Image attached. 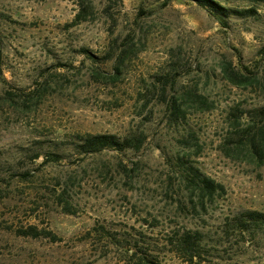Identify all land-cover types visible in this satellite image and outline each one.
<instances>
[{"label": "rangeland", "instance_id": "obj_1", "mask_svg": "<svg viewBox=\"0 0 264 264\" xmlns=\"http://www.w3.org/2000/svg\"><path fill=\"white\" fill-rule=\"evenodd\" d=\"M218 1L257 14L221 25L187 0H83L90 13L76 22L72 0H0V264H264V225L235 228L246 212L264 213V164L231 150L264 107V0ZM118 53L121 76L96 83ZM225 66L251 84L227 82ZM192 93L213 108L187 98L175 120L166 103ZM85 133L146 140L82 156L72 145ZM50 154L62 159L45 162ZM180 159L225 194L200 206ZM29 226L58 240L21 236Z\"/></svg>", "mask_w": 264, "mask_h": 264}, {"label": "trees", "instance_id": "obj_2", "mask_svg": "<svg viewBox=\"0 0 264 264\" xmlns=\"http://www.w3.org/2000/svg\"><path fill=\"white\" fill-rule=\"evenodd\" d=\"M79 7L80 10L76 14L75 21L85 20L81 16L83 14H89L90 5L86 7V3H83V0H72ZM173 0H164V4L169 3ZM193 2L199 7L205 9L208 14L218 21L221 25H227V18L230 16L238 17H252L257 14L256 9H244V10H233L221 5L218 0H187ZM256 2H263V0H254ZM82 18V19H81ZM2 41L0 39V82H5L2 73V53H1ZM114 63L112 65V74L108 77L103 76L99 72H95L91 76L94 78L95 82L102 85H107L109 83H114L122 74L121 66L124 63V58L121 57V54L115 56ZM114 58V57H113ZM224 79L238 88L244 89L251 84L252 79L249 77L238 76L236 74H228V66L223 69ZM108 79L110 81H108ZM176 79L174 77H160L158 78L155 84L160 85L162 90H165L167 87H172L175 85ZM154 84V86H155ZM188 96V97H187ZM184 95L181 99L178 100L176 106L175 103L172 104L166 103L170 115L175 118L177 121L185 120L186 114L185 109L183 108V103L186 104V99L189 98L192 102H195L199 106L200 111H210L213 108V105L208 103V101L200 94H189ZM149 101L146 100L145 104ZM232 126H235L239 130L240 117L233 119ZM145 137L142 134L131 133L124 138L120 139L115 135L110 134H78L74 136V143L72 150L75 151L78 155L86 156L101 153L105 150H114L117 152H122L126 150L139 151L143 144L145 143ZM232 151L236 150L237 152L242 150L244 153L243 161L260 167L264 164V107H262L254 117L248 121L243 128H241L237 134V138L232 142ZM229 156V155H228ZM35 158H39L36 156ZM62 159L61 154H50L45 157V162H59ZM178 168L180 170V176L184 186L191 192L197 193L200 206H204L208 201H212L214 197H221L225 194L224 186L215 182L211 178L199 173L194 167H186L181 159L177 161ZM237 218L235 223V228L239 232H246L248 229L247 224L249 222L253 223H262L264 225V213H258L255 211H248L243 215V218ZM21 236L38 238L44 236L46 238L50 237L51 240L57 241V237L51 232H45L42 230H37L34 226H29L25 231L21 233ZM180 251L185 255H188L189 258L194 256L192 251L194 243L189 240L186 236H182L180 242H178ZM134 255V253H132ZM153 264V263H152Z\"/></svg>", "mask_w": 264, "mask_h": 264}]
</instances>
